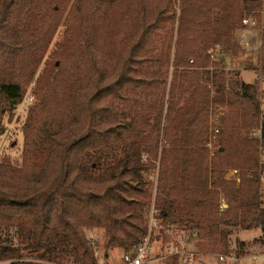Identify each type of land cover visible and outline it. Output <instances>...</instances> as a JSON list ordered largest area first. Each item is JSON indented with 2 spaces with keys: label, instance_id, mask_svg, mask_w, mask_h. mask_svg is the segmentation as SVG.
Returning <instances> with one entry per match:
<instances>
[{
  "label": "trees",
  "instance_id": "trees-1",
  "mask_svg": "<svg viewBox=\"0 0 264 264\" xmlns=\"http://www.w3.org/2000/svg\"><path fill=\"white\" fill-rule=\"evenodd\" d=\"M250 27L260 68L245 82L224 58ZM263 78L264 0H0V137L35 94L20 163L0 160V260L97 264L91 232L136 252L150 220L154 257L172 246L158 264H184L182 239L238 257L235 229L264 247Z\"/></svg>",
  "mask_w": 264,
  "mask_h": 264
},
{
  "label": "rangeland",
  "instance_id": "rangeland-1",
  "mask_svg": "<svg viewBox=\"0 0 264 264\" xmlns=\"http://www.w3.org/2000/svg\"><path fill=\"white\" fill-rule=\"evenodd\" d=\"M176 7L178 9V3H176ZM61 31L62 28L59 30L58 34L56 35L53 43L59 40ZM162 34L168 37L166 34H164V32H162ZM260 34H261L260 30L251 27L245 29H239L235 33V37L240 42L241 48L237 56L235 57L227 56L226 58H224L225 60L224 65L226 67V70H230V72H232L233 75L235 74L234 72H239V76L241 75V72L245 71L246 73H249V74H244L246 75L245 78L246 81H253V79H255L257 70L258 68H260L259 65V50H260L259 47H260V38H261ZM52 47L53 45L50 46V49ZM190 62H192V60H190ZM240 79L244 80L242 77H240ZM260 89H264V78L261 80ZM28 90L29 93L26 96V99H24V101L19 105H14L15 107L14 112L6 113V116L3 119L4 133L0 137V160L9 157L10 160L15 164L20 163L21 161L20 159L21 152L25 147L23 124L26 119V114L28 111L29 104L33 103L35 100V94L32 91V88L30 87ZM263 99H264V92H263ZM263 107H264V102H263ZM213 113L217 115V118L219 120V117L222 115V112L214 111ZM218 113H220V116ZM210 116L211 114L209 115L208 118V124H209L208 140L206 143L209 155L212 154L211 151L214 148L213 138L214 135L217 133L216 131L213 130V126L215 125V122L211 123ZM220 127H221V122L219 120V126L217 128L220 129ZM234 171L236 170L233 169V172ZM231 172L232 171H229L227 173L228 178H232L229 175ZM155 179H156V175L154 176V180ZM226 203L227 202L225 200H222L220 202L222 208L220 209L225 208L226 205L224 206L223 204ZM259 234H260L259 230L257 231L256 229L242 230V231L236 229L233 230L232 242H234L233 241L234 237H237L240 240H244V242L246 243L244 252L240 254V256L238 257H236L235 254L225 255L214 252H200L195 248L194 241H187L185 239H182L180 242L181 250H179L180 251L179 261L181 260V263L186 264V260L188 259L189 255L193 254L195 261L194 264H264V247L258 243L253 242V237L255 236L258 237ZM161 244H162L161 241H158L156 244L157 248ZM167 247L170 249V251H172L171 249L172 246H167ZM101 248L108 250L109 252V256L108 253H107V257L106 255H104L105 257L104 261L106 264H123L122 255L124 252L120 248L108 249L103 246ZM152 251L153 248L151 247V250L147 256V260L145 261L146 263L144 264H158L159 261L165 258L170 252L168 251L167 253H165L166 252L165 251L161 253L162 256L154 257ZM24 260L34 261L35 263H41L40 260L30 259V257H26L24 258ZM7 261L10 262V260Z\"/></svg>",
  "mask_w": 264,
  "mask_h": 264
},
{
  "label": "built area",
  "instance_id": "built-area-1",
  "mask_svg": "<svg viewBox=\"0 0 264 264\" xmlns=\"http://www.w3.org/2000/svg\"><path fill=\"white\" fill-rule=\"evenodd\" d=\"M243 23H248V19H243ZM253 24V22H251ZM220 116V113H218ZM211 123L215 122V125L213 126V130L217 132L218 126H219V120L217 118L216 114H211ZM236 173V171H234ZM262 179H264V174L262 175ZM220 208H222V205L220 204ZM152 226V221L150 220L148 233L146 237L144 238L143 242L138 246L136 252H124L122 255V262L123 264H144L147 260L148 253L151 250L150 242H149V234ZM96 238V232L90 233V241L89 244L92 247L93 255L97 261V264H106L104 261V255L108 253V250L102 249L98 243L95 240ZM107 257V256H106ZM222 258V257H221ZM8 261L6 260H0V264H7ZM194 256L193 254H190L188 259L186 260V264H194Z\"/></svg>",
  "mask_w": 264,
  "mask_h": 264
},
{
  "label": "crops",
  "instance_id": "crops-1",
  "mask_svg": "<svg viewBox=\"0 0 264 264\" xmlns=\"http://www.w3.org/2000/svg\"><path fill=\"white\" fill-rule=\"evenodd\" d=\"M221 52H223V51H221ZM235 56H237V55H234L233 57H235ZM225 61V60H224ZM244 74H249V73H246L245 71L244 72H241V75L239 76V72H238V76H239V78L240 77H242L244 80L243 81H245V82H250V81H246L245 80V78H246V75H244ZM254 80V79H253ZM258 133L259 132H256V135H258ZM229 171H232L229 175L232 177V179H236V180H238V178H237V173H234L233 172V169H230V170H228V172ZM227 172V173H228ZM232 174V175H231ZM226 177H227V174H226ZM228 178V177H227ZM224 206L226 205V207H227V203L226 204H223ZM257 231L259 230V229H256ZM259 232H260V230H259ZM254 238H256V236L255 237H253V239ZM242 241H244V240H242ZM254 242V241H253ZM255 243V242H254ZM106 256H107V254H106ZM108 256H109V252H108ZM200 260V259H199Z\"/></svg>",
  "mask_w": 264,
  "mask_h": 264
}]
</instances>
